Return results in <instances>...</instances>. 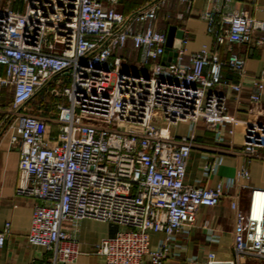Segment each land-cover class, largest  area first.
<instances>
[{
  "label": "built area",
  "instance_id": "2783aa9c",
  "mask_svg": "<svg viewBox=\"0 0 264 264\" xmlns=\"http://www.w3.org/2000/svg\"><path fill=\"white\" fill-rule=\"evenodd\" d=\"M170 1L151 0L123 14L120 0H0V97L8 88L13 95L2 132L20 145L16 195L38 202L27 240L49 254V264H76L83 255L98 257L97 264H165L181 256L171 243L196 225L200 209L227 197L234 214L231 257L211 251L184 264H242L247 257L264 262V188L250 185L249 168L214 188L186 184L200 122L220 143L225 134L239 137L247 157L264 150V70L252 78L249 100L257 109L249 119L229 112L226 91L241 101L247 64L233 46L264 48V20L246 11L223 14L239 0H212L223 7L213 5L201 18L216 47L227 46L228 58L203 46L185 63L184 33L176 61L165 65L168 32L159 24ZM194 3L178 0L185 11L177 18L190 15ZM225 69L239 83L227 80ZM61 77L69 86L51 88L56 80L64 84ZM37 94L69 104L52 109L53 118L35 115L30 103ZM187 122L193 129L174 137L171 129ZM218 169L215 158L204 174ZM235 188L249 190L247 207L239 193L231 194ZM84 220L121 230L84 254L75 231L67 229ZM10 229L6 224L0 231V248ZM152 233L166 235L156 250ZM207 241L219 243L211 234Z\"/></svg>",
  "mask_w": 264,
  "mask_h": 264
},
{
  "label": "crops",
  "instance_id": "0c3cea01",
  "mask_svg": "<svg viewBox=\"0 0 264 264\" xmlns=\"http://www.w3.org/2000/svg\"><path fill=\"white\" fill-rule=\"evenodd\" d=\"M171 26L184 31L189 42L186 46L185 63L189 62L191 54L199 51L203 46L220 51L221 58H228L227 46L216 47L214 40L207 33V23L201 18V15L212 8L213 5L220 8L222 4L212 0H195L192 13L186 14L183 20L177 18L178 12L185 11V6H179L178 0H171L169 3ZM168 5V4H167ZM165 7H168V6ZM243 11L248 12L257 20H264V0H239L224 9V13L237 14ZM122 13V12H121ZM169 24V23H168ZM165 29H163L164 32ZM169 31V30H168ZM131 45V44H130ZM233 51L246 59L248 80L245 82V89L241 96V101L237 102L236 94L230 89H226L229 96V112L236 114L241 119H249L251 115L256 114L249 95L252 92V78L258 77L264 70V48L253 44L248 46H233ZM224 77L232 84L239 83L236 74L228 69L224 70ZM9 93L0 104V231L6 224H11L10 235L6 238L4 245L0 248V264H49V254L40 247L29 244L27 237L30 232L34 209L38 202L36 200L16 195V187L19 180V148L20 145H12L10 136L3 131V124L6 120V114L12 102L11 88L5 89L2 95ZM35 100V99H34ZM35 106H43L42 98L36 100ZM5 102V103H4ZM41 103V105H40ZM264 105V96L262 98ZM6 104V105H5ZM8 105V106H7ZM34 109L35 115L41 114L38 108L30 103ZM191 123H179L172 128V135L176 138L187 135L192 130ZM229 129V128H228ZM195 146L192 149L188 162L186 184L196 187L214 188L219 182L228 178H235L237 172L247 166L251 173L250 185L258 188H264V150L257 152V157H247L243 153V146L239 137L224 136L222 143L216 140L215 133L200 122L194 128ZM217 158L219 169L216 174L206 177L204 168L210 161ZM241 195L242 207H247L249 201V190L235 188L231 194ZM92 220H84L73 229L67 226L70 231H75V235L81 242V252L92 254L94 247L103 238H109L116 235L121 227L103 222H95L103 226L106 231L89 240V234L86 230ZM207 226V227H206ZM73 227V226H72ZM234 214L230 206V199L227 197L216 207H202L198 214L196 225L187 228L185 232L180 233L176 242L171 243V251L180 253L179 258L167 260L165 264H184L188 259L198 258L203 260L208 252H216L220 259H229L225 253L231 251L233 242ZM211 234L219 240L218 244H212L207 241V235ZM166 235L163 233H152L150 235V248L158 249L165 241ZM87 264H97L100 259L94 255H83Z\"/></svg>",
  "mask_w": 264,
  "mask_h": 264
},
{
  "label": "rangeland",
  "instance_id": "374dc122",
  "mask_svg": "<svg viewBox=\"0 0 264 264\" xmlns=\"http://www.w3.org/2000/svg\"><path fill=\"white\" fill-rule=\"evenodd\" d=\"M151 0H124L125 4H122L119 2V6H118V11L119 12H127V10H129V12L134 11L144 5H146L148 2H150ZM169 3H168V7H164L162 8L161 14H160V31H163V29L166 28V25L168 23L171 24V22H167L166 17L170 15V11H169ZM131 9V10H130ZM129 54L128 50H116V55L122 56V57H127ZM0 74H4V68L0 66ZM61 79L63 80L64 84L59 85L56 82L51 86V88H56L59 91H63V89L67 86H69L70 84V79L68 77H61ZM42 94H37L35 96V100H33V105L34 107L38 108V110H41V115L48 117V118H53V115H51L49 112L52 111V109L54 111L57 110L58 105L62 104L64 106H68V100L66 98H56L52 95H48L46 96V102L45 101H39L42 102L43 106H35L37 104L36 100H39ZM7 97H9V93L6 92L5 95H2L0 97V104L2 103V101H5V98L7 99ZM5 103V102H4ZM6 105V104H5ZM41 105V103H40ZM8 106V105H7ZM47 106V107H45ZM42 107V108H41ZM47 108V109H46ZM93 223L88 224L85 228L89 234L90 239L92 240L93 237L96 238V236L98 234H101L102 232L106 231V229L99 225L98 223L95 222H99V221H94L92 220ZM72 229L74 227H71ZM231 254V251L227 250V252L225 253L226 256H229ZM88 262L85 261V258L80 256L77 263L76 264H87ZM242 264H264V262L259 261L256 258L253 257H247L245 260H243Z\"/></svg>",
  "mask_w": 264,
  "mask_h": 264
},
{
  "label": "water",
  "instance_id": "95a60500",
  "mask_svg": "<svg viewBox=\"0 0 264 264\" xmlns=\"http://www.w3.org/2000/svg\"><path fill=\"white\" fill-rule=\"evenodd\" d=\"M184 31L178 30L177 27L172 26L167 33L166 54L164 57V64L169 65L176 61L178 50L181 48Z\"/></svg>",
  "mask_w": 264,
  "mask_h": 264
},
{
  "label": "trees",
  "instance_id": "16d2710c",
  "mask_svg": "<svg viewBox=\"0 0 264 264\" xmlns=\"http://www.w3.org/2000/svg\"><path fill=\"white\" fill-rule=\"evenodd\" d=\"M120 3L125 4L124 0H120ZM130 10H131V9H130ZM131 12H132V11H131ZM122 13H123V14H128V13H130V12H129V10H127V12H122ZM168 21H169V20H168ZM168 21H167V22H168ZM170 26H171L170 23L166 25V30H165L166 32H168ZM34 99H35V98H34ZM34 99H33V100H34ZM32 102H33V101H32Z\"/></svg>",
  "mask_w": 264,
  "mask_h": 264
}]
</instances>
